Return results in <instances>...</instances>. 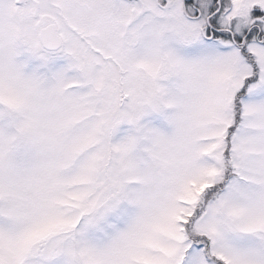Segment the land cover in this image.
Wrapping results in <instances>:
<instances>
[{"label": "snow or ice", "instance_id": "obj_1", "mask_svg": "<svg viewBox=\"0 0 264 264\" xmlns=\"http://www.w3.org/2000/svg\"><path fill=\"white\" fill-rule=\"evenodd\" d=\"M0 264H264V0H0Z\"/></svg>", "mask_w": 264, "mask_h": 264}, {"label": "rangeland", "instance_id": "obj_2", "mask_svg": "<svg viewBox=\"0 0 264 264\" xmlns=\"http://www.w3.org/2000/svg\"><path fill=\"white\" fill-rule=\"evenodd\" d=\"M22 60L27 59V55L25 54L24 56L21 57ZM66 63L65 60L63 59H58L54 63V67H61ZM40 62L35 59L28 60V65L25 69V71H32V70H38V71H43V69L39 68ZM143 123L148 124L150 127H156L160 129L161 131H168V125L166 121H164L163 117L159 116L158 114H149L146 116L143 121ZM131 132V126L127 124H122L119 126V129L115 133L113 139L119 140L122 139L125 135L129 134Z\"/></svg>", "mask_w": 264, "mask_h": 264}]
</instances>
